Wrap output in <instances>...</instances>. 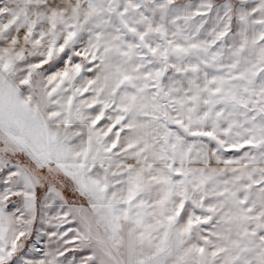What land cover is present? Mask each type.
Masks as SVG:
<instances>
[{"label":"snow or ice","instance_id":"1","mask_svg":"<svg viewBox=\"0 0 264 264\" xmlns=\"http://www.w3.org/2000/svg\"><path fill=\"white\" fill-rule=\"evenodd\" d=\"M0 264H264V0H0Z\"/></svg>","mask_w":264,"mask_h":264}]
</instances>
